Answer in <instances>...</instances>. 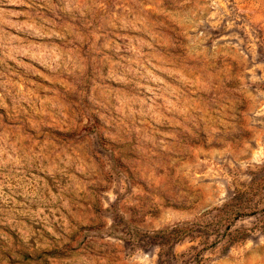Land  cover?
I'll return each instance as SVG.
<instances>
[{
  "label": "clouds",
  "instance_id": "1",
  "mask_svg": "<svg viewBox=\"0 0 264 264\" xmlns=\"http://www.w3.org/2000/svg\"><path fill=\"white\" fill-rule=\"evenodd\" d=\"M0 264H264V0H0Z\"/></svg>",
  "mask_w": 264,
  "mask_h": 264
}]
</instances>
